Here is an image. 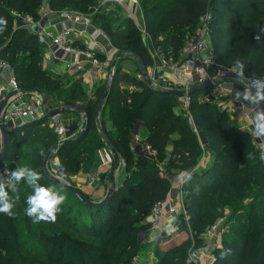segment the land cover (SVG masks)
Returning a JSON list of instances; mask_svg holds the SVG:
<instances>
[{"label": "trees", "instance_id": "1", "mask_svg": "<svg viewBox=\"0 0 264 264\" xmlns=\"http://www.w3.org/2000/svg\"><path fill=\"white\" fill-rule=\"evenodd\" d=\"M148 1L138 0L142 6L146 44L139 38L132 21L123 15L107 18L96 8L92 23L111 47L123 45L124 49L117 51L131 53L147 69L152 67L148 48L158 51L164 60L175 61L185 37L193 33L201 17L208 15L210 26L220 28V37L213 31L210 37L215 64L224 70L236 69L233 71L236 75L242 70L243 76H237L257 92L264 93V87L254 86L256 82L264 84V0H155L145 7ZM45 5L51 12H63L67 8L88 11L89 6L92 12V7L97 6L95 0H0V21L4 22L0 23V59L12 57L13 72L21 90L40 92L48 101L59 103L56 108L84 105L89 129L83 137L61 147H57L61 141L47 127L46 117L19 130L4 131L2 164L9 170L11 180H15L12 173L20 167L37 173L36 162L50 151L51 157L60 162L59 167L50 164V169L57 174H68L66 165L70 172L77 174L83 162L90 159L88 172H91L95 169L97 151L108 147L133 175L119 187L112 201L100 211L94 210L102 212L101 219L92 226L91 210L58 185L72 202L61 201L56 205L54 219L42 221L30 219L31 205L27 200L34 194V187L26 177L15 180L14 191L4 186L0 193L19 191L24 196L16 209L12 204L0 203V209L8 205L6 212L0 210V264H25L30 260L32 264H72V254H80L78 246H84L80 240L88 237L99 244L92 257L94 264H132V259L127 258L132 254L129 251L139 249L138 236L148 231L147 217L152 206L164 200L171 187L168 180L171 171L185 173L193 169L192 177L181 187L187 227L179 226L178 232L184 237L171 238L166 244L156 241L152 264H189V250L202 245L201 235L222 213L227 215L226 225L231 235H222L221 246L211 252L212 264H264V150L238 131L234 120L214 99H204L209 89L188 96L194 133L179 107L178 97L152 92L138 64L129 57L116 61L112 85L95 119L106 82L93 85L88 96L83 89L87 86L79 79L71 82L43 68L42 50L34 35L14 28L13 13L38 21ZM115 22L118 26H114ZM17 55H20L18 62L13 58ZM29 57L37 60L26 64ZM96 58L103 60L98 54ZM127 58L137 68L138 72L133 75L120 67L121 60ZM122 84L134 91L121 90ZM137 124L143 125L147 133L144 143L155 152V161L135 154L132 134ZM88 136L89 151L83 157L78 154L69 163L67 152ZM166 147L172 148L169 158L163 156ZM203 153L209 157V163L207 169L199 171ZM32 158L36 161L31 162ZM164 160L166 174L153 165ZM35 186H38L37 180ZM52 192L58 196L56 191ZM74 205L82 208L80 213ZM29 239L30 244L35 242L41 246L43 259L33 244L29 247L31 259L22 251L21 242L29 243ZM123 257L127 259L121 261Z\"/></svg>", "mask_w": 264, "mask_h": 264}, {"label": "built area", "instance_id": "2", "mask_svg": "<svg viewBox=\"0 0 264 264\" xmlns=\"http://www.w3.org/2000/svg\"><path fill=\"white\" fill-rule=\"evenodd\" d=\"M124 1L104 0L103 3L122 6L124 5ZM12 16L14 18L15 29H25L31 32V29L36 27V32L33 35L38 46L47 51L46 59L52 64L63 67L64 72L79 76L83 73L86 61L91 66H98L95 53L99 50V46L94 40L100 36L105 38L101 32L93 27L94 32L90 35L91 40L85 46L84 52L76 51L73 47V34L81 38L85 36L83 27H91L87 20L80 15L65 11L56 14L47 12L42 14L38 21H33L30 17L16 13H13ZM49 18H57L58 23L56 25H49ZM210 23V16L205 15L200 18L194 32L185 37L178 58L175 61L172 59L164 60L163 56L157 53L160 59L157 67L160 70L167 71L172 79L170 82L159 84L157 78L151 77L150 80L157 87L176 92H186L198 86L215 82V85L208 88V93L204 95L205 100L208 98L223 100L222 96H220L221 91H224L223 89L235 92L238 97H243L249 93L245 86L230 80V77L236 76L231 69L224 70L215 64L212 49L206 40ZM68 25H79L82 29L81 31H73ZM81 57L84 58V61L81 60ZM101 67L106 68L107 66L103 63ZM5 70V65L0 61V126L3 128V131L19 130L26 124L44 118L42 96L35 94L22 96L18 94L19 88L16 81L12 77H5ZM9 94L14 95L4 104L5 98ZM178 99L179 107L187 117L188 126L196 133L188 111V97H180ZM220 102L222 109L230 117L238 118L244 124L241 134L249 138L253 143L259 142V137L264 134L257 135L256 123L251 120L252 111L239 100H235L230 104L227 101ZM46 125L56 137L61 139L60 141L65 140L66 129L61 125L60 115L48 117ZM136 126L132 134L135 154L144 156L150 161H155V152L140 140L138 136L140 125L137 124ZM2 151V138L0 135V155ZM96 156L100 165L107 168L112 166V158L108 147L98 150ZM0 184L2 186H9L11 184L10 172L2 162H0ZM176 213L175 204L171 199H164L155 203L147 217L148 231L142 232L138 236V241L144 242L152 233H160L164 218ZM216 232L217 226L213 225L206 231L204 237L207 240L212 239L216 236ZM206 244L207 242L205 241L202 246L191 249L188 252L187 262L189 264H200L202 259H207L209 245Z\"/></svg>", "mask_w": 264, "mask_h": 264}, {"label": "rangeland", "instance_id": "3", "mask_svg": "<svg viewBox=\"0 0 264 264\" xmlns=\"http://www.w3.org/2000/svg\"><path fill=\"white\" fill-rule=\"evenodd\" d=\"M154 1L155 0H149L148 2H146L144 4V6L145 7H148V5H151V3L154 2ZM95 2L97 4V6H95V9L92 7V9H93L92 12H90L91 10L89 11V9H91L90 8L91 6L88 7V11L86 9L83 10L81 8L74 9V10H71V9L67 8V9H62L61 11H65V12H68V13H74V14L80 15L82 18L87 19L89 21L90 20L91 21L93 20L94 14L96 12V8L97 9H100V11H101L100 14L101 15H104L107 18L115 19L118 16L123 15L124 17H127V18H129V20L132 21L134 28L139 32V38L142 39V42L144 44L147 43V38L143 35L142 30H141V27H139V24H138V22H140L139 16L137 15L138 17H135V15L133 13H131L132 14L131 15L132 16L131 18L133 19L132 20L129 17V15H128V12L127 11L129 9H131V7L128 6V3L126 5L118 6V5L103 3V0H95ZM133 2H134L133 5L136 7V9L139 10V12L141 14V12H142V10H141L142 9V6H141L140 2H138V0H133ZM104 11H107L108 14H106ZM134 17H135V19H134ZM141 19H142V14H141ZM215 20L217 21V19H215ZM114 26H118V22H115V25ZM215 27L216 26H213V28H212L211 26H209V30H208V33L206 35V40H207V42H208V44H209L210 47H211V39H210L211 32L213 31V33H215L216 36L220 37V28H217L216 29ZM195 29H196V26L193 29V32H194ZM112 47H114L112 49H114L115 54H117V55H114V56L115 57H119L121 54L117 50L118 49H120V50L124 49V46L122 45L120 47H116V46L112 45ZM0 49H1V47H0ZM148 50H150V49L148 48ZM155 53L157 54V51H155ZM151 55L153 56V54H151ZM25 57H28V56L25 55ZM115 57L113 59H115ZM10 58L12 59V57H9L7 59H5V58L4 59H0V61L6 67L5 77H8V78L9 77H12L16 81V83H17L16 76L14 75V72H13L14 66H13L12 60H10ZM13 58H14L15 61L18 62L20 60V55L14 56ZM38 58H39V56H38ZM35 60H37V58L36 59L34 58V60H33L31 57H29L28 60L26 61V64H30V63L34 62ZM121 61L123 62L122 65L121 66L119 65L120 62L117 65L120 66V67H125V69H126V71L128 73H131L133 75L134 72L135 73L138 72L136 66L134 65V63H133V61L131 59L127 58V59H123ZM43 66H44V64L42 63V67ZM43 68H45V67H43ZM56 75H60L65 80L68 79L71 82L74 81V78H69V77L64 76L62 74H56ZM17 85H19V84H17ZM83 85H85V84H83ZM18 88H19V86H18ZM20 88H19V90H21ZM91 88L92 87H84L83 86V89L87 92V95L88 96H90ZM252 89H253V87H252ZM253 91H255V89H253ZM248 94L249 93H247V95ZM56 106H60V104L59 103H52V102L48 101V107L49 108L53 109ZM54 109H58V108H54ZM64 117H66L65 118V121H67L66 126L63 124L65 126V127L64 126L63 127L66 129V133H69V130L70 129H74L75 130L74 133H76V130L78 132L79 129H80V118L79 117L78 118H75L73 116H64ZM138 125H140V124H138ZM136 128H138V127L136 126ZM74 133H72L71 135H73ZM56 139L59 140V141L61 140L58 137H56ZM90 141H91V139H89V136H88L84 140L83 143H81L76 148H74V149H72V150H70V151L67 152L66 155L69 158V160H68L69 163H70V161L72 162L77 157L78 154L79 155H82V157H83L85 155V153L89 151V150H87L88 149L87 146L90 143ZM27 149L29 150V147H27ZM131 152H133V150ZM51 155H52V152H50V154L48 156V159L46 161V169H47L49 175L52 176L54 179L58 180L61 184L70 186L72 188H75L80 193H82L80 191L82 189H77V187L74 185L75 182H73V181H76L73 177L79 175L80 173L81 174H80L79 180H82L83 181L82 183H86V184L87 183H90L92 185L91 188L94 190V192H92V193H96V192H98L101 189H102L101 192L104 193L107 190L108 187H110V186H116L115 185V181H116V183L118 182L119 185L120 184L122 185L127 178H130L133 175V172L131 170L126 169L125 162L117 156L118 157V168H117V170L114 173H110V170H111V167H112L111 166L108 169H106L103 173H100L99 175H96V176H94L92 174L91 176H94V177H91L90 176V171L88 172V165H89V162L91 160L90 159L88 161L85 160L83 162L84 164H83V166H81L80 172H78L77 174L76 173H73V172H70L69 171L70 170L69 167L66 165L65 169H66V171H67L68 174H66V175L63 176L61 174H57L55 172V170H51L50 169V164H52V162H50V161L53 160V158L51 157ZM44 157L41 158L39 161L36 162V168H37V170H39L37 172V174H38V179H37L38 186L41 185V184L42 185H47V187L50 188L52 191H56L57 192L58 197L61 196V195H63L65 197L64 200H62L63 203L64 202L65 203L66 202L67 203H71L72 201L70 199H68L69 197L66 196L67 194H62L61 191H60V189L56 186L57 184H55L54 182H52L50 179L45 178V176L43 175L42 162H43ZM82 157H80V158H82ZM54 159L58 162V165H60L59 159L58 158H54ZM34 161H36V159L32 158L31 162H34ZM165 163L166 162H163L162 164H160L159 161H158V162H154L153 165L159 166L160 169H161V171H162V173L164 174V172H165L164 171V168L167 166V164L164 165ZM206 167H207V165L204 166V167H200L199 166L197 170L201 171L202 169H205ZM193 171H195V169H193V170H191L189 172H185V173H178L176 171H171L170 176L171 175H180V174H182L183 177L181 178V181L178 183V186H179L178 188L181 190V187L192 177ZM165 174H166V172H165ZM15 183H16L15 180H11V184L9 185L10 189L13 190V191H14L13 185ZM0 189L1 190L4 189V186H2L1 184H0ZM23 196H24V192L23 193H20L19 191H17V194H16L15 192H12L11 193L9 191L7 192L6 190H4V191H2L0 193V203L6 202L8 204H12L13 207L16 209V208H19L20 207L21 199L23 198ZM122 198L124 199V196H122ZM118 205H119V201L116 203V205H115V207L113 209V215H114V212H116V209L118 208ZM77 207H78L77 205H74V209L77 212L79 211V213H80L81 212L80 210H82V208H79L78 207L79 208L78 209ZM103 207H101V208H103ZM21 208L23 209V211H25V208L24 207L21 206ZM101 208H99V209H101ZM178 208H179L178 209V214L176 216V219H177L176 220L177 221V224L176 225L178 226V229L175 230V232L173 233V235L171 236V238H176V237L177 238L178 237H181L182 238V237H184L183 234H181V233L178 232L179 231V226L180 227L181 226L182 227H187L186 219L184 217V215H185V204L183 202V196L181 197V203L179 204V207ZM99 209H96V210H99ZM99 211L94 212V210H91V213L93 215L91 217V220H92L91 226L94 225L95 223H97L101 219L100 213L102 211L101 212H99ZM84 213H86V212H84ZM93 213H98V214H95L94 215ZM29 215H30V219H34V220L39 219L40 221L43 220V218H39L38 213H32V214H29ZM226 220H227L226 213H222V215H218L216 221L211 224V226H213V225H216L217 226V232H216V236L214 238L207 240L204 237L206 231L211 226L210 227H207L205 229V231L203 232V234L201 235L202 245L204 244L205 241L207 242L206 245H209V248H208V251H207V259L208 260H206V264H212V262L214 261V258L211 256V252L213 251V249H215L217 247L219 248L221 246L222 235L224 234V235H226V237H230V235H231L230 234V231H229V226L226 225V222H227ZM161 231L158 234L152 233L150 235V237L146 241H144V242H139L137 240V242L140 244V246H137L139 249L137 251L136 250L135 251L130 250L129 253L131 252L132 254L130 256H127V258L132 259V261H131L132 264H149L151 262V260H152V257L151 256L154 253L155 243H156V241L161 240V237L164 236V234ZM50 233H52V232H50ZM52 234H54V233H52ZM184 239L185 238H183V240ZM30 240L31 239H29V243H25L24 240H23V242H21L22 251H24V253L27 254V257L29 259H31V256L32 255H30V250H29L30 248L29 247L33 244L35 246V248H33V249H36L37 248L36 252L38 253L39 257L43 259L44 253H43V251L41 249V246L38 245L35 242L30 244ZM80 242H81V245H84V246H78V248L81 251L80 254H77V253H73L72 254V264H77L79 261H81L83 264H94L92 257H93V255H94V253L96 251V247H98V245H99L98 242L95 241L91 237L82 239V240H80ZM86 244H89V246L86 247L85 246ZM73 246L77 247V245H75V244H73ZM127 258L125 257L121 261H125ZM204 261H205V259H202L201 262H200V264H202ZM31 262L32 261L30 260L29 262H26L25 264H32ZM18 264H20V263L18 262Z\"/></svg>", "mask_w": 264, "mask_h": 264}, {"label": "crops", "instance_id": "4", "mask_svg": "<svg viewBox=\"0 0 264 264\" xmlns=\"http://www.w3.org/2000/svg\"><path fill=\"white\" fill-rule=\"evenodd\" d=\"M127 3H128V6L131 7V9H129L127 11L129 17L130 18L132 17L131 13H133L135 15V17L139 16L140 22H138V24H139V27H141V30H142V33H143V21L141 19V14H140L139 10L136 9V7L133 5L134 4L133 0H125L124 1V5H126ZM47 12H50V13H53V14L59 13V12H51V11H49L48 7L45 5L42 8L41 15L45 14ZM135 17H134V19H135ZM87 22L91 25V27H88V26L87 27H83L85 36H83L81 38L78 37L76 34L75 35L73 34V36H72V39H73V42H74L73 43V47H74V49L76 51H79V52H84L85 51V46L87 45L88 41L91 40L90 35L94 32V28L97 29V27L93 25L91 20L90 21L87 20ZM57 23H58V19L57 18H52V19L49 18L48 19V24L49 25H56ZM68 26L70 28H72L73 31H81V29H82V28H80L79 25H77V26L68 25ZM94 42L99 46V50L95 53V57L98 54V55L103 57V60H100V61L96 60L97 63H98L97 67L96 66H91V64L86 61L84 63L85 67H83L84 68L83 73L80 74L79 76H75V75H73L71 73H66V72H64L63 67L50 63L46 59L47 51L45 49H43V48L41 49L42 50V63L44 64L45 68L50 70L53 74L55 73L54 75L62 74V75L67 76L69 78L79 79L87 87H92L93 85H95V84H97L99 82H106L108 64H111L113 58L115 57L114 55H116V54H115L114 49H112V47L110 46V44H109L107 39H105V38L100 36V37H97L94 40ZM148 53H149L150 59L152 60V67H148L147 69H145L146 72L148 73L149 78H151V77L157 78L159 84H161L163 82L167 83V82L172 81L171 76L169 75V73L167 71H164L162 69L160 70L159 67H157V65L159 64V60L160 59H159V56L155 53V51L148 50ZM151 54H153V56ZM81 56H83V55H81ZM81 60L84 61V58L81 57ZM103 63L107 66L106 68L105 67H101V64H103ZM122 63L123 62L121 61L120 65H122ZM121 68H122V70L124 72L127 73L125 67H121ZM126 87L127 86L125 84H122L121 85V90L127 89V90H129V92H133L134 91V88H126ZM223 90L224 91H221V94H220V96H222L223 100H219V99H218L219 101L218 100H214V101H216V103L218 105L221 106V102L220 101H223V102L227 101V103L230 104L231 102H233L235 100H239V101L243 102L250 111H252L251 120L253 122H255V123H256V119H257L258 116L264 115V106H262L256 99H252L251 97H253V96L250 93L248 94L249 98L245 99V96L238 97V95L235 92L227 91L226 89H223ZM260 94L262 96H264V93H260ZM260 100L262 101V103L264 105V99H260ZM47 106H48V104H47ZM83 107H84V105H83ZM54 108H56V107H54ZM49 109L52 110L51 108H49ZM64 116H73L75 118L79 117L78 115L69 114V113L60 115L61 125L62 126H64V125L66 126V123H67V121H65L66 117H64ZM46 118H48V117H46ZM231 119L234 120V122L236 123V127H237L238 131L241 132V129L244 126L242 121L239 120L238 118H234V117L233 118L231 117ZM80 125H81V118H80ZM76 133H77V130H76ZM138 136H139V138H140V140L142 142L145 141L147 133L145 132V130L143 128V125H140V128L138 130ZM254 144L260 146L261 149L264 150V135H261L259 137V142L257 141ZM132 146L133 147L135 146L134 143H132ZM171 152H172V148L171 147H166L163 156H165V158H169L170 155H171ZM96 160H97L96 161V165L94 167L95 169H94V171L90 172V176L92 174L94 176L99 175L100 173H103L106 169H108L107 167L100 165L98 159H96ZM164 161L166 162V160H164ZM50 162H52V164L55 165V166L58 165V162L55 159H53ZM208 163H209V157L205 153H203L201 158H200V160H199V166L200 167H204V166L208 165ZM155 166L160 169L159 166H157V165H155ZM80 174L75 176V177H73L76 180V181H73V182H75L74 185L77 187V189H82V190H80L82 192V194L84 196H86L87 198L91 199L94 202H98V201L102 200L103 197L105 196V192L106 191L103 193V192H101L102 191V189H101V190H99L96 193H92V192H94V190L91 188L92 185L90 183H87V184L86 183H82L83 181L79 180ZM94 176H91V177H94ZM182 177H183L182 174H180V175H171L168 178V180L170 181V186L171 187H170L165 199H171L174 202L176 210H177V213L175 215L166 216L164 218V220L162 222V227H161V229H162L161 232L164 234V236H162L161 240L158 241L161 244H163V243L166 244V242L170 241L171 236L173 235L175 230L178 229V226L176 225L177 224L176 216L178 214V209H179L178 207H179V204L181 202V197L183 196L182 190H180L178 188L179 187L178 183L181 181ZM115 185H116L117 188L121 186V184L119 185L118 182L116 183V181H115ZM178 238H181V237H178ZM151 257H152V260H151V262L149 264H152L154 262L153 255ZM206 260L207 259H205V261L202 264H206Z\"/></svg>", "mask_w": 264, "mask_h": 264}, {"label": "water", "instance_id": "5", "mask_svg": "<svg viewBox=\"0 0 264 264\" xmlns=\"http://www.w3.org/2000/svg\"><path fill=\"white\" fill-rule=\"evenodd\" d=\"M36 32V27H33L31 29V33L35 34ZM120 57H129L131 58L133 61H135L141 71L142 77L145 80L148 88L154 92V93H161V94H170L173 95L175 97H188L196 92H200L203 90H206L208 88H210L212 85H215V82L213 83H207L204 84L202 86H198L196 88L190 89L186 92H176V91H172V90H165L162 88L157 87L153 81L150 80L148 73L146 72V70L144 69V67L140 64V62L137 60V58L135 56H133L131 53L128 52H124L121 53V55L119 57H115V59L112 60L109 69H108V73H107V78H106V83H105V93L101 99V103L99 105V108L97 109V113L95 114V119H97L98 117V112L100 107L102 106V102L104 101V99L106 98V94L109 91L111 85H112V80H113V75H114V69L116 66V61L120 58ZM230 80L240 83L243 86H245L247 88V90L249 91V93L253 96L256 97L257 93L255 91H253L251 85L240 79L237 76H232L230 77ZM18 94L22 95V96H27V95H31V94H35V95H41L40 92L35 91V90H18ZM14 94H9L6 98H5V102L8 99H10ZM43 102H42V108H43V113L46 117H52L54 115H62V114H75L78 115L81 118V125H80V129L77 133H74V129H70L69 133L65 134V140L60 142L58 144L57 147H61L65 144L71 143L74 140H76L77 138H81L83 137L88 129H89V121H88V115L87 112L85 110V108L83 106L80 105H75V106H67V107H62V108H58V109H54V110H50L47 106L48 103V99L43 97ZM262 106L263 103L260 99H256ZM72 133H74L73 135H71ZM0 135L2 138V148L4 146V131L3 128L0 126ZM50 154V151L47 152V154L45 155L43 162H42V170H43V175L45 176V178L50 179L52 182H54L55 184H57L58 186L64 188L66 191H68L74 198L75 200L80 203V205H82L84 208L89 209V210H96L99 209L103 206H105L108 202L112 201L118 191H119V187L117 188L116 186H110L107 188L106 192H105V196L103 197L102 200L98 201V202H94L91 199L87 198L86 196H84L82 193H80L79 191H77L75 188H72L70 186L61 184L58 180L54 179L52 176L49 175L47 169H46V161L48 159V156ZM110 154H111V158H112V167L110 170V173H114L117 168H118V157L117 154L115 153L114 150L110 149ZM2 161V154L0 155V162Z\"/></svg>", "mask_w": 264, "mask_h": 264}, {"label": "clouds", "instance_id": "6", "mask_svg": "<svg viewBox=\"0 0 264 264\" xmlns=\"http://www.w3.org/2000/svg\"><path fill=\"white\" fill-rule=\"evenodd\" d=\"M0 23H4L3 21H0ZM237 63H239L237 61ZM233 71H236V69H233ZM237 75L243 76V72L238 71ZM257 89H260L264 87V84H260L259 82H256L254 84ZM249 96L246 94L245 99H248ZM252 99H264V96L260 94V92H257L256 97H251ZM256 129H257V135L264 134V115H260L256 119ZM15 180L19 181L22 177L27 178V182L29 184H32L34 187V194L31 195L27 203L31 205V207L28 209V213H38L39 218L43 219H54L53 213L56 211V205L60 203L62 200H64V196H56L53 194L52 190L50 188H46L43 186H35V181L38 179V174L34 172H28L24 167H20L17 171L12 173ZM2 211L8 210V205L5 204L2 209Z\"/></svg>", "mask_w": 264, "mask_h": 264}]
</instances>
